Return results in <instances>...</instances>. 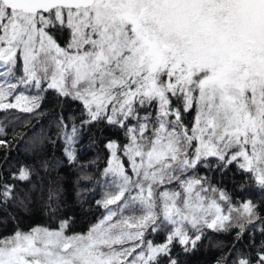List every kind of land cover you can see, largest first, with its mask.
Masks as SVG:
<instances>
[{
  "label": "snow or ice",
  "instance_id": "obj_1",
  "mask_svg": "<svg viewBox=\"0 0 264 264\" xmlns=\"http://www.w3.org/2000/svg\"><path fill=\"white\" fill-rule=\"evenodd\" d=\"M49 91L81 105L56 125L69 163L85 126L104 122L126 141L105 145L107 211L84 233L67 234V219L23 230L7 206L25 201L0 164V264H178L174 243L195 248L204 228L239 239L264 224L253 201L233 207L199 174L235 163L264 191V0H0V111L42 116ZM10 143L0 138L4 163ZM47 201L55 214L59 193ZM161 232L163 242L146 239ZM251 247L233 264H264V240Z\"/></svg>",
  "mask_w": 264,
  "mask_h": 264
},
{
  "label": "trees",
  "instance_id": "obj_2",
  "mask_svg": "<svg viewBox=\"0 0 264 264\" xmlns=\"http://www.w3.org/2000/svg\"><path fill=\"white\" fill-rule=\"evenodd\" d=\"M58 39L63 44L68 39V33L59 35ZM26 94L32 95L35 92L30 91ZM80 108L78 102L61 106L55 94L49 91L39 110L43 113L42 116L37 117L35 114L23 113L16 109L0 111V126H3L6 132V136L0 138L11 142L6 163L2 159L5 152L0 150V164L4 177L2 182L15 184L14 195L24 199L26 204V207L21 208L10 202L7 209L15 216L23 230L34 226L55 230L58 229L61 220L67 219L69 220L67 234L84 233L106 214L107 210L98 203L104 199L111 180V177L103 175L111 158L110 150L105 145L108 139H117L122 143L126 141L119 131L104 122L85 126L80 131L75 146L77 160L69 163L63 153V142L55 136L56 125L61 113L67 119L70 114H78ZM48 137L55 143L49 142ZM45 161L48 162L47 169L42 166V162ZM209 163L215 164V158H210ZM125 165L127 167L126 159ZM21 166L31 170L30 179L27 181L11 178L10 174L18 172ZM199 174L210 177L213 187L227 192L233 207L235 205L239 207L242 202L251 200L258 205L259 214L264 216V191L250 178L251 174L238 170L235 163L224 171L200 168ZM85 175L92 179H80ZM50 188L59 193V201H54L52 205L57 208L55 214L50 212L48 207L47 197ZM226 204L228 208L229 205ZM235 215L236 213H233V216ZM261 226L264 224L256 221L239 239L236 236V228H230L228 231L204 228L195 248L189 245V250L184 251L185 246L174 243L172 258L176 259L178 264H217L222 257H226L228 264H233L238 256L248 253H253L254 256L252 240L254 239L257 245L264 240V234L258 230ZM13 227V223L9 221L5 231L10 232ZM189 234L195 235L194 231ZM164 238L163 232L146 236V239L154 243L163 242Z\"/></svg>",
  "mask_w": 264,
  "mask_h": 264
},
{
  "label": "rangeland",
  "instance_id": "obj_3",
  "mask_svg": "<svg viewBox=\"0 0 264 264\" xmlns=\"http://www.w3.org/2000/svg\"><path fill=\"white\" fill-rule=\"evenodd\" d=\"M226 203H224L222 206L225 208V210L227 209V207H226ZM234 207H237L236 205L234 206Z\"/></svg>",
  "mask_w": 264,
  "mask_h": 264
}]
</instances>
